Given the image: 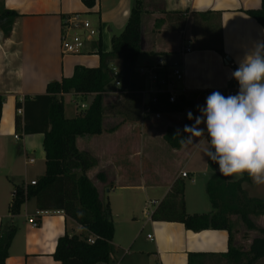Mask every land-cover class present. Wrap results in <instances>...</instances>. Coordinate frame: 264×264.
Listing matches in <instances>:
<instances>
[{
  "label": "crops",
  "instance_id": "1",
  "mask_svg": "<svg viewBox=\"0 0 264 264\" xmlns=\"http://www.w3.org/2000/svg\"><path fill=\"white\" fill-rule=\"evenodd\" d=\"M135 1L96 0L93 8H87L82 0H0V97L4 98L0 121V234L10 226L11 221L17 228L6 264H61L53 257L58 239L66 233H87L82 225L65 213L36 215L39 209L34 198L24 203L18 215L11 216L9 208L16 186L38 181L46 168L43 135H28L22 129L16 130V100L24 101L27 97L46 93L48 83L62 77H71L78 65L100 66L99 56L91 53L93 42L101 39L103 51H110L111 38L126 26ZM144 2L147 11L143 15L144 50L154 49L159 54L145 51L144 53L152 55V61L140 63V55L137 68L155 63L156 57L160 55L166 57L169 67L181 65L184 78L178 84V89L189 99H195L194 101L202 96L206 98L213 91L225 95L233 81L230 77L233 66H237L236 60L243 55V46L264 40V26L244 13V10L259 9L261 0ZM163 10H189L184 29L174 30L172 23L166 21L159 32L154 34L156 20L165 17ZM207 10L222 13L223 47L230 57L228 63L226 56L215 50L196 48V34L190 14ZM5 11H13L16 15L4 14ZM71 15L91 17L89 21L99 30L98 36L77 55L64 54L62 50L65 19ZM105 38L109 45L107 48H104ZM184 42L185 46L190 42L192 52H184ZM83 53L95 56H81ZM112 63L121 67L120 60ZM67 95L89 99L87 108L94 98L92 94L75 95L73 92L66 94L64 98ZM118 95L120 89L112 85L110 91L104 94V105L112 108ZM198 104L203 106L204 101H199ZM66 111L65 105L66 117L73 118L77 115L69 116ZM109 111L104 118L102 134L80 137L77 140L80 150L89 151L98 160L97 166L88 171V176L103 198V191L108 185H112L111 189H114L116 182L127 175L128 169L137 165L140 181L115 185V188L140 190L146 198L145 202L157 201V207L177 179L183 180L190 176L178 162L184 147L175 149L165 141L169 129H183L190 109L182 113L162 114L160 119L152 117L145 121H142L141 113L130 117L117 109ZM198 114L196 110L195 116ZM152 123L157 124L151 126ZM15 135H19V138H15ZM149 151H173L174 156L177 155L176 160L174 159L177 166L167 171L161 164L156 171L149 170L144 178V160L151 159ZM182 171L188 177H182ZM100 175H104L106 180H100ZM255 185L258 187L256 194L264 198V185ZM111 189L107 190L108 195L112 192L116 194L113 198L109 197L108 201L115 235L112 242L114 253L109 264H189V257L193 254L220 255L228 252L230 244L227 230L193 231L180 222L154 221L149 213L145 215V208L139 211V200L123 194L117 195L116 190ZM192 195L189 204L185 186V208L188 213L212 211L206 184L205 189L198 187L193 190ZM30 219H34L37 227L32 225ZM148 235H152L154 241Z\"/></svg>",
  "mask_w": 264,
  "mask_h": 264
},
{
  "label": "trees",
  "instance_id": "2",
  "mask_svg": "<svg viewBox=\"0 0 264 264\" xmlns=\"http://www.w3.org/2000/svg\"><path fill=\"white\" fill-rule=\"evenodd\" d=\"M87 8H93L96 0H82ZM144 0H136L124 30L111 38V49L104 52L102 40L94 41L91 53L100 58V66H76L71 77L48 83L46 93L16 100V111L23 109V115H16V130L25 134H42L46 154L45 173L36 185H17L9 212L12 217L18 215L24 203L34 198L39 210L63 211L67 216L82 225L85 235L66 233L57 242L53 257L61 264H109L112 261L114 247L112 242L115 227L111 217L110 203L104 201L100 192L88 176V171L96 167L98 160L86 150H80L77 140L80 137H92L104 132L103 123L109 110L117 109L127 116H139L141 113L140 91L146 81L137 68L139 56L143 52L159 54L154 49L142 47L143 15L146 13ZM165 15L157 19L154 34L159 32L166 21L172 23L177 31L184 29L189 10L162 11ZM264 26V0L259 9L244 10ZM4 14L16 15L13 11ZM196 34V48L215 50L226 56L223 47L222 13L207 10L190 14ZM121 61L123 76L120 95L112 108L104 105V94L113 85L111 75L112 61ZM236 66H233L235 69ZM237 86L233 79L231 87ZM94 95L90 106L79 110L73 118L65 115L66 94ZM4 98L0 97V121L2 119ZM186 109L196 113L195 101L185 94L179 95L175 103H170L166 95L160 96V102L154 110L162 114L182 113ZM193 121L186 120V124ZM177 129H169L165 141L175 149L181 147L179 137L174 136ZM181 134L183 135L182 129ZM211 175L206 182L212 211L210 213L190 214L185 208V182L177 179L167 196L157 205L151 214L154 221L180 222L189 230L206 229L227 230L229 250L224 254L202 253L189 257V264H216L225 260L232 264H264V228L256 224L254 216L264 215V198L256 194V185L244 175L231 181L216 171L217 165L208 161ZM105 181L104 175L99 176ZM244 224L247 229L257 231L258 236L251 241L248 250L236 247L232 241V227ZM17 228L11 221L0 234V264H6L10 246ZM90 236L95 238L89 243Z\"/></svg>",
  "mask_w": 264,
  "mask_h": 264
},
{
  "label": "clouds",
  "instance_id": "3",
  "mask_svg": "<svg viewBox=\"0 0 264 264\" xmlns=\"http://www.w3.org/2000/svg\"><path fill=\"white\" fill-rule=\"evenodd\" d=\"M242 52L230 73L236 93L211 92L203 106H196L198 115L186 114L194 122L174 136L182 147L198 148L219 174L237 180L247 175L264 185V40L243 46Z\"/></svg>",
  "mask_w": 264,
  "mask_h": 264
},
{
  "label": "rangeland",
  "instance_id": "4",
  "mask_svg": "<svg viewBox=\"0 0 264 264\" xmlns=\"http://www.w3.org/2000/svg\"><path fill=\"white\" fill-rule=\"evenodd\" d=\"M86 17H88V16H86ZM86 17L83 16L82 18L85 19ZM89 18H91V17H88V20H89ZM124 28L122 29V31L124 30ZM104 45H105L104 48L105 47L107 48L109 46L106 38L104 39ZM185 45H186V43L184 42L183 43V49L185 48ZM81 56L94 57L95 55L90 54V53L89 54L83 53V54H81ZM151 57H152L151 54H146L143 52L140 56L139 62L143 63L146 60L152 61ZM95 59H97V58H95ZM178 67L180 69H182L181 65H179ZM172 68H174V67H172ZM172 68L170 69L168 67V69H167L168 70L167 73L169 74L170 80L175 81L178 84H181L180 83L181 81H177L176 78H173ZM199 101L205 102V97L202 96L201 98H198L195 101L196 106L199 105L198 104ZM89 102H90V100L86 99V98H76L73 95H67L65 97V105H66L67 115L74 116L76 113H78L79 110L82 109L81 108L82 104L86 105V107H87V104H89ZM144 124H145V122H144ZM155 124H157V123H152L151 126H153ZM201 127H203V124L201 125ZM174 129H178V128H174ZM191 149H192V151H190ZM183 150H184L183 154H180L178 162H179V165H183L184 171H186L190 175L188 178L183 179V181L185 182V186L187 189L188 202H189V204H191L190 200L192 199V196H193L192 195L193 190H197L198 187H202V188L204 187V189H205V184L211 175V170L209 168L207 158L206 157L204 158L202 156V154L198 148L189 145V146L184 147ZM149 153H151V159L149 158V161H147L146 159L144 160V164H145V169L143 170L144 178H145V176H147V173L149 172V170H152V171L155 170L156 171L157 167H160L161 164L164 165V167L167 171L171 170V168H174L175 166H177V163H176L177 161H175L177 158V155L174 156L173 151H149ZM41 174H44V173H41ZM34 176H36V171H34ZM140 179H141L140 171L138 169V166L136 165V166L129 168L127 175H124V177H122L119 182L117 181L115 185L119 186V184H125L128 182L136 183V182H139ZM228 179L231 181L237 180V179H234L233 177H228ZM115 185L113 187L114 189H111L112 185H108V187L103 191L104 201L108 202L109 197L113 198L114 195H116V194H113V192L110 195H108V193H107L108 189H111V191L116 190L117 195L123 194V195H127L128 197L135 198L136 200H139L140 202L137 205V208L139 209V211H141V209L145 208L146 209L145 215L147 213H149L148 215H151V213L153 212V210L156 207V204H152L151 202L146 203L145 202L146 198H144V194H141L140 190H130V191L129 190H119V189L115 188ZM256 189H258V187H255V190ZM262 190H264V187L262 188ZM253 219L255 220L257 225L264 228V215L254 216ZM258 235H259V233L257 231H252V230L247 229V227L244 224H242L241 222L238 226L232 227V241L236 247H239L243 250H248L252 239ZM218 264H232V263L227 262L225 260H220L218 262Z\"/></svg>",
  "mask_w": 264,
  "mask_h": 264
},
{
  "label": "built area",
  "instance_id": "5",
  "mask_svg": "<svg viewBox=\"0 0 264 264\" xmlns=\"http://www.w3.org/2000/svg\"><path fill=\"white\" fill-rule=\"evenodd\" d=\"M64 34L62 36V50L64 54H80L85 50L86 45L95 37L98 36L99 30L96 29L89 20L81 18L79 15H71L65 19ZM193 48L188 42L185 46V53L192 52ZM175 64L169 67L166 57L160 55L156 57V61L153 64L145 65L138 69L139 74L144 77L146 84L145 88L141 90V118L145 121L149 118L160 119L162 117L161 112L154 110V106L160 102V96L166 95L170 103H175L179 95L183 94L178 89V83L170 80L169 74L167 73L168 67H172V76L177 81H182L184 78L183 70ZM111 75L113 77V86L120 89L122 86V73L121 69L116 65L111 66ZM165 87V88H164ZM238 89V85L235 87H229L225 91V96L234 95ZM82 109H85L84 104L81 105ZM19 115H23V109L17 111ZM15 138H19V135H15ZM33 160H31L32 162ZM182 177H188L186 172L181 173ZM36 180L31 181L30 185H36ZM15 195V191H14ZM152 204H157V201H151ZM63 211H48L39 210L36 215L47 216L51 214H63ZM33 226L37 227V223L34 219H30ZM151 241H154L152 235H148ZM95 238L90 237L89 243H94Z\"/></svg>",
  "mask_w": 264,
  "mask_h": 264
},
{
  "label": "water",
  "instance_id": "6",
  "mask_svg": "<svg viewBox=\"0 0 264 264\" xmlns=\"http://www.w3.org/2000/svg\"><path fill=\"white\" fill-rule=\"evenodd\" d=\"M143 45H144V37H142V47H143ZM229 61H230V57L227 56L226 57V62L228 63Z\"/></svg>",
  "mask_w": 264,
  "mask_h": 264
}]
</instances>
